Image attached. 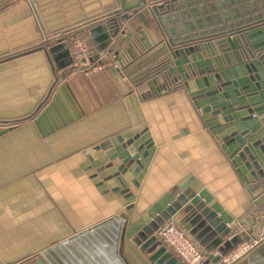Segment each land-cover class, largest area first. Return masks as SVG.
Returning a JSON list of instances; mask_svg holds the SVG:
<instances>
[{
  "label": "crops",
  "instance_id": "0c3cea01",
  "mask_svg": "<svg viewBox=\"0 0 264 264\" xmlns=\"http://www.w3.org/2000/svg\"><path fill=\"white\" fill-rule=\"evenodd\" d=\"M137 2L0 0V264H126L119 254L123 233L129 264H152L132 239L184 186L244 240L264 224V199L245 180L252 181L250 172L229 156L232 148L212 132L210 114L195 105L194 81L190 93L183 86L186 60L169 56L149 8L133 13ZM115 11L129 18L113 51L95 59L85 25ZM171 20L180 38V23ZM69 33L90 40L103 69L65 76L56 70L55 81L37 48ZM116 51L125 76L111 68ZM188 59L190 69L211 63L200 50ZM175 77L179 82L170 84ZM136 136L138 144L152 143L144 147L143 167L121 176L123 186L113 177L121 162L113 157L125 156L122 143ZM171 223L189 232L174 216L155 234L178 257L160 237ZM195 243L205 262L220 256Z\"/></svg>",
  "mask_w": 264,
  "mask_h": 264
},
{
  "label": "water",
  "instance_id": "95a60500",
  "mask_svg": "<svg viewBox=\"0 0 264 264\" xmlns=\"http://www.w3.org/2000/svg\"><path fill=\"white\" fill-rule=\"evenodd\" d=\"M134 7H137L134 14L138 7L149 8L162 32L169 56L174 60L178 57L186 60L189 70L181 76L185 90L190 93L189 82L194 81L200 92L192 98L195 105L201 114H210L207 121L212 132L221 143L232 148L227 153L244 164L252 177V181L245 178L246 183L252 184L264 199V0H138ZM118 14L115 11L85 25L95 48V59L115 48L123 32V22L129 18L128 14L118 18ZM170 18L180 23L177 26L180 38H175L177 29L168 26L172 22ZM76 35L58 36L43 48H37L44 50L54 70L55 81H58L56 70L65 76L75 69L69 41ZM199 50L211 63L203 68L194 64L190 69L188 57ZM178 82L176 77L170 80L172 84ZM138 142L136 136L122 143L125 156L121 157L118 152L113 157L121 161L113 177L123 186L125 182L121 176L135 164L134 174L143 167L142 160L148 155L147 151L143 152L144 147L152 143L151 140ZM181 192L160 216L132 239L152 264H184L155 234L159 226L174 216H181V223L189 226V235L205 252H218L220 256L214 263L249 240H244L235 226H228L219 218L193 189L184 186ZM115 220L120 221L119 217ZM123 234L119 254L129 264L123 253ZM235 264H264V243Z\"/></svg>",
  "mask_w": 264,
  "mask_h": 264
},
{
  "label": "built area",
  "instance_id": "2783aa9c",
  "mask_svg": "<svg viewBox=\"0 0 264 264\" xmlns=\"http://www.w3.org/2000/svg\"><path fill=\"white\" fill-rule=\"evenodd\" d=\"M72 53L75 59V70L91 74L103 69V65L91 60L92 47L88 38L78 37V35L74 36L72 38ZM115 56L118 58L119 55L115 54ZM115 56H113V61L110 64L111 68L115 72L121 73L125 76L123 70L124 67L119 58V63L117 62V58H115ZM239 224L241 232H245V226L243 223ZM160 237L166 245L172 248L174 253L184 264L206 263L204 261V254L196 245L194 239L186 232V230L182 229L178 225L171 223L163 226L160 230ZM262 243H264V224L261 226V229L256 237L240 243L222 260L215 263L209 261L207 264H235Z\"/></svg>",
  "mask_w": 264,
  "mask_h": 264
},
{
  "label": "trees",
  "instance_id": "16d2710c",
  "mask_svg": "<svg viewBox=\"0 0 264 264\" xmlns=\"http://www.w3.org/2000/svg\"><path fill=\"white\" fill-rule=\"evenodd\" d=\"M92 22H93V21H91V22H89V23L91 24ZM89 23H88V24H89ZM69 35H72V33H69ZM123 60H124V58H123ZM123 60H120V61H121L122 65H123V67H125V65H127V64L124 63ZM170 84H172V83H170ZM173 84H176V83H173Z\"/></svg>",
  "mask_w": 264,
  "mask_h": 264
}]
</instances>
